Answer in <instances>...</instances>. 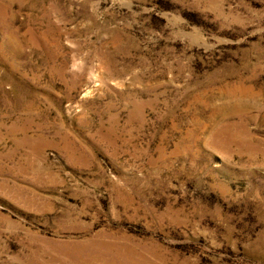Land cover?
<instances>
[{
    "label": "rangeland",
    "instance_id": "1",
    "mask_svg": "<svg viewBox=\"0 0 264 264\" xmlns=\"http://www.w3.org/2000/svg\"><path fill=\"white\" fill-rule=\"evenodd\" d=\"M0 264H264V0H0Z\"/></svg>",
    "mask_w": 264,
    "mask_h": 264
},
{
    "label": "bare ground",
    "instance_id": "2",
    "mask_svg": "<svg viewBox=\"0 0 264 264\" xmlns=\"http://www.w3.org/2000/svg\"><path fill=\"white\" fill-rule=\"evenodd\" d=\"M86 243V242H85ZM100 244V243H99ZM102 245V244H101ZM84 246H86V245H84ZM88 247V246H87ZM103 247V246H102ZM85 251V250H84ZM98 252V251H97ZM86 253V252H85ZM101 253H103V252H101ZM80 255H81V253H80ZM85 255V254H84ZM83 255V256H84ZM90 255V254H89ZM86 256V255H85ZM88 256V255H87ZM94 256V255H93ZM90 257H91V255H90ZM95 257H97V256H95ZM92 259V258H91Z\"/></svg>",
    "mask_w": 264,
    "mask_h": 264
}]
</instances>
